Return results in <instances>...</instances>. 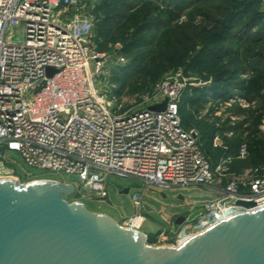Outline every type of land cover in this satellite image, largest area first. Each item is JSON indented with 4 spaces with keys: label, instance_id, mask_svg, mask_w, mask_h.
I'll return each instance as SVG.
<instances>
[{
    "label": "built area",
    "instance_id": "1",
    "mask_svg": "<svg viewBox=\"0 0 264 264\" xmlns=\"http://www.w3.org/2000/svg\"><path fill=\"white\" fill-rule=\"evenodd\" d=\"M84 1L0 0V174L9 149L29 167L77 176L75 192L90 190L99 199L108 196L107 178L115 174L146 185L196 184L221 191V199L204 206L202 220L232 205H264V165L239 176L231 171L234 159L247 156L245 144L237 156L222 155L212 163L197 131L182 126L177 83L162 86L161 99L148 97L141 109L97 87L125 58L119 43L110 44V51L95 45L90 30L95 20ZM48 69L54 70L51 76ZM165 99L164 110L148 109ZM214 145L226 149L218 137ZM141 198L131 196L136 208ZM237 200L255 205L246 208ZM141 218L137 213L124 227L140 231L135 221Z\"/></svg>",
    "mask_w": 264,
    "mask_h": 264
},
{
    "label": "rangeland",
    "instance_id": "2",
    "mask_svg": "<svg viewBox=\"0 0 264 264\" xmlns=\"http://www.w3.org/2000/svg\"><path fill=\"white\" fill-rule=\"evenodd\" d=\"M84 3L95 20L90 29L95 45L110 51V44L119 43L125 58L124 64L113 66L96 83L100 90L114 93L126 107L141 109L145 99H161V87L175 82L181 92L189 89L194 100L189 107L197 118L213 125L208 140L214 143L218 137L226 156H237L245 144L248 154L232 161L233 173L239 176L264 165V5L260 0ZM112 84L115 89L110 88ZM4 160L0 181L14 180L25 186L49 180L72 184L76 190L80 184L75 175L29 167L17 151L6 149ZM4 168L9 172L4 173ZM107 181L105 199L90 190L64 199L109 215L122 226L140 213L144 218L140 231L152 247L178 246L179 231L190 222L199 223L206 212L204 206L222 197L221 191L204 185H146L115 174H109ZM125 188L128 193L121 192ZM133 194L142 196L140 208L133 204ZM179 217L185 220L177 223Z\"/></svg>",
    "mask_w": 264,
    "mask_h": 264
},
{
    "label": "water",
    "instance_id": "3",
    "mask_svg": "<svg viewBox=\"0 0 264 264\" xmlns=\"http://www.w3.org/2000/svg\"><path fill=\"white\" fill-rule=\"evenodd\" d=\"M166 102L148 109L162 111ZM74 193L56 181H0V264H264V205L208 213L179 231L178 246L152 247L141 231L64 199Z\"/></svg>",
    "mask_w": 264,
    "mask_h": 264
},
{
    "label": "trees",
    "instance_id": "4",
    "mask_svg": "<svg viewBox=\"0 0 264 264\" xmlns=\"http://www.w3.org/2000/svg\"><path fill=\"white\" fill-rule=\"evenodd\" d=\"M251 1L254 3V0ZM193 101L189 89H183L178 101V114L182 126L186 129H195L199 133L202 153L215 164L227 150L215 146L213 141L208 140L213 135V125L206 119L197 118L195 111L189 107Z\"/></svg>",
    "mask_w": 264,
    "mask_h": 264
},
{
    "label": "bare ground",
    "instance_id": "5",
    "mask_svg": "<svg viewBox=\"0 0 264 264\" xmlns=\"http://www.w3.org/2000/svg\"><path fill=\"white\" fill-rule=\"evenodd\" d=\"M143 223V219H136L135 224L138 226H141V224ZM142 227V226H141Z\"/></svg>",
    "mask_w": 264,
    "mask_h": 264
}]
</instances>
